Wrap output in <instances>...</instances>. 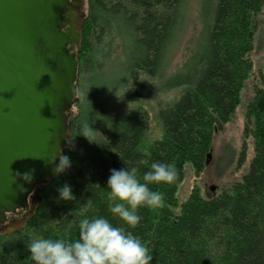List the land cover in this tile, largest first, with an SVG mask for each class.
Masks as SVG:
<instances>
[{"label": "trees", "instance_id": "obj_1", "mask_svg": "<svg viewBox=\"0 0 264 264\" xmlns=\"http://www.w3.org/2000/svg\"><path fill=\"white\" fill-rule=\"evenodd\" d=\"M188 1L85 0L79 94L68 122L72 147L67 143L63 151L71 167L41 190L40 205L21 228L0 234V264H34L27 248L32 239L75 240L80 220L96 216L138 236L151 251V264H264V71H258L246 106L245 131L253 140L247 172L211 197L193 189L178 211L175 196L185 165L197 174L203 170L214 132L239 105L264 0H214L194 72L166 86L185 90L153 117L141 107L144 94L158 91ZM152 119L159 136L149 140ZM86 126L93 130L91 143L80 135ZM142 159L174 165L176 177L149 184L161 194V204L140 208V222L128 228L111 213L106 182L110 169L123 167H137L143 180L148 166L138 163ZM64 183L71 185L74 200L57 201Z\"/></svg>", "mask_w": 264, "mask_h": 264}, {"label": "water", "instance_id": "obj_2", "mask_svg": "<svg viewBox=\"0 0 264 264\" xmlns=\"http://www.w3.org/2000/svg\"><path fill=\"white\" fill-rule=\"evenodd\" d=\"M83 8L84 0H0V225L53 180L67 147ZM28 171L30 182L16 176Z\"/></svg>", "mask_w": 264, "mask_h": 264}, {"label": "rangeland", "instance_id": "obj_3", "mask_svg": "<svg viewBox=\"0 0 264 264\" xmlns=\"http://www.w3.org/2000/svg\"><path fill=\"white\" fill-rule=\"evenodd\" d=\"M213 6L214 0L188 1L185 10L186 20L168 55L163 73L159 75L156 84L158 91L152 90L151 93L144 94L142 99L141 107L152 117L158 107L171 103L185 90V88L170 90L166 86L170 79L185 80L194 72L196 63L203 55L202 27L204 21L209 20ZM249 59L252 70L241 89L239 105L222 129L214 132L203 170L197 174L189 164L184 167L183 178L175 194L178 202L176 211L179 205L187 200L193 189L199 190L204 198L211 197L233 183L239 182L248 170L253 156V140L251 134L245 131L247 126L245 113L246 106L253 97L258 71H264V6L257 19V29ZM83 87L85 88L86 85L83 84ZM107 88L111 89V87ZM110 106L108 110H113L114 108ZM115 110L117 113L122 112L118 107ZM73 112H75L74 108H72ZM152 122L149 140L159 136L158 126L153 119Z\"/></svg>", "mask_w": 264, "mask_h": 264}, {"label": "clouds", "instance_id": "obj_4", "mask_svg": "<svg viewBox=\"0 0 264 264\" xmlns=\"http://www.w3.org/2000/svg\"><path fill=\"white\" fill-rule=\"evenodd\" d=\"M89 126L82 128L81 134L90 143ZM71 148V141L68 142ZM148 166L143 180L137 177V167L110 169L106 185L110 189V210L127 225L134 228L141 220L138 210L142 207H159L161 194L152 190L149 184L172 183L176 177L175 166L165 162L147 159L138 162ZM71 160L61 150L58 163L53 168L54 175L70 169ZM17 177L30 182L32 172L17 173ZM57 201L75 199L72 187L64 183L57 188ZM71 227V225H69ZM34 264H151L153 256L149 247L132 231L124 226H116L104 216L83 218L78 225V238H34L27 245Z\"/></svg>", "mask_w": 264, "mask_h": 264}, {"label": "flooded vegetation", "instance_id": "obj_5", "mask_svg": "<svg viewBox=\"0 0 264 264\" xmlns=\"http://www.w3.org/2000/svg\"><path fill=\"white\" fill-rule=\"evenodd\" d=\"M40 193L35 192L28 200V209L19 210L16 214H7L6 221L0 225V234H9L21 228L32 216L31 212L36 211L40 205Z\"/></svg>", "mask_w": 264, "mask_h": 264}]
</instances>
